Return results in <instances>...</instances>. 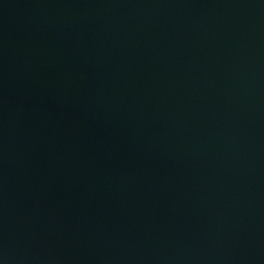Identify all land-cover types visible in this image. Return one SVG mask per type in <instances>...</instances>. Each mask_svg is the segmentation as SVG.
<instances>
[{"label":"water","instance_id":"1","mask_svg":"<svg viewBox=\"0 0 264 264\" xmlns=\"http://www.w3.org/2000/svg\"><path fill=\"white\" fill-rule=\"evenodd\" d=\"M0 264H264V0H0Z\"/></svg>","mask_w":264,"mask_h":264}]
</instances>
